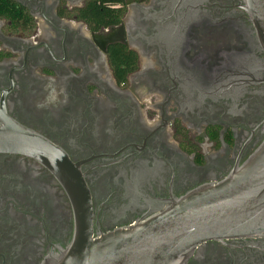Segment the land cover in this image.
Returning <instances> with one entry per match:
<instances>
[{
    "label": "flooded vegetation",
    "instance_id": "1",
    "mask_svg": "<svg viewBox=\"0 0 264 264\" xmlns=\"http://www.w3.org/2000/svg\"><path fill=\"white\" fill-rule=\"evenodd\" d=\"M0 1V124L66 155L95 235L225 181L264 145V51L246 0H123L108 25L84 18L91 0ZM75 234L57 176L0 152V264H47ZM187 264H264V239L207 242Z\"/></svg>",
    "mask_w": 264,
    "mask_h": 264
},
{
    "label": "water",
    "instance_id": "2",
    "mask_svg": "<svg viewBox=\"0 0 264 264\" xmlns=\"http://www.w3.org/2000/svg\"><path fill=\"white\" fill-rule=\"evenodd\" d=\"M186 6L187 0L173 5ZM190 3H194L190 0ZM264 51V0H246ZM0 152L40 160L69 193L75 210L72 243L47 264H187L207 242L264 239V145L225 181L172 200L159 214L133 226L95 235L90 193L66 155L24 127L0 124Z\"/></svg>",
    "mask_w": 264,
    "mask_h": 264
},
{
    "label": "trees",
    "instance_id": "3",
    "mask_svg": "<svg viewBox=\"0 0 264 264\" xmlns=\"http://www.w3.org/2000/svg\"><path fill=\"white\" fill-rule=\"evenodd\" d=\"M6 2L0 1V5H3ZM123 3V0H91V2L88 5V16L84 14V18H89L92 20L98 21H104L105 24H116L119 23L121 16L123 15V11L121 10H112L109 9V4H116L121 5ZM5 4L4 6H6ZM83 18V14H82ZM128 60V59H127ZM129 61V60H128ZM118 73L121 71L119 68V65H117ZM122 74V72H120ZM126 75V72L122 74L124 77Z\"/></svg>",
    "mask_w": 264,
    "mask_h": 264
}]
</instances>
